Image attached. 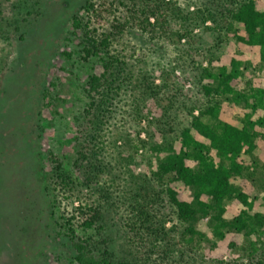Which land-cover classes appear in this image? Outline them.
<instances>
[{
  "label": "trees",
  "instance_id": "1",
  "mask_svg": "<svg viewBox=\"0 0 264 264\" xmlns=\"http://www.w3.org/2000/svg\"><path fill=\"white\" fill-rule=\"evenodd\" d=\"M132 1L131 12L139 21L118 20L99 35L85 29L88 23L78 14L71 16L82 59L97 57L100 71L89 75L83 89L82 115L94 124V132L74 137L68 164L51 150L46 153L53 200L59 194L71 204L80 200L83 189L93 179H104L114 164H144L147 172L133 176L124 197L130 244L147 245L149 255L166 264H196V255L198 264H264V78L254 77L255 70L264 69V0ZM85 8L93 9V3ZM199 26L215 35L205 66L194 59ZM136 30L152 41L166 39L175 54L133 72L111 46ZM230 41L235 54L228 64H217ZM135 47L130 57L141 62ZM254 47L259 62L252 65L242 57ZM176 70L192 89L178 84ZM116 116L123 123H140L141 129L134 137L122 135V148L110 155L106 134ZM103 184L99 197L107 200ZM103 215L100 198H91L54 220L58 234L69 241L72 260L135 264L119 258L108 238L77 232L79 227L99 235ZM169 218L178 223L166 227Z\"/></svg>",
  "mask_w": 264,
  "mask_h": 264
},
{
  "label": "rangeland",
  "instance_id": "2",
  "mask_svg": "<svg viewBox=\"0 0 264 264\" xmlns=\"http://www.w3.org/2000/svg\"><path fill=\"white\" fill-rule=\"evenodd\" d=\"M88 1L93 3L91 10L85 8ZM176 1L185 5L189 0ZM132 3V0H0V264H76L69 241L62 233L58 234L54 220L69 215L73 206L91 198L101 200L103 230L96 235L77 227L79 234L108 238L119 258L135 264H166L155 254L149 255L147 245L134 247L127 241L124 222L128 207L124 197L133 176L147 172L146 165L114 164L104 179H93L90 188L83 189L80 200L71 204L60 194L53 200L52 164L46 157L51 150L68 164L74 155V137L94 132V124L82 115L86 101L83 89L89 75L100 71V61L97 57L82 59L81 37L71 34V16L78 14L88 23L85 29H94L99 35L118 20L136 24L140 18L131 12ZM137 31L127 33L111 46L133 65V72L149 69L175 54L166 39L152 41L140 37ZM194 33L198 37L194 59L205 66L207 49L215 35L206 26H199ZM134 46H137L134 56L143 61L131 59ZM235 52V44L230 41L219 54L217 64H228ZM242 59L252 65L258 63V48L246 52ZM176 74L178 84L193 88L179 70ZM254 77L264 78V69L255 70ZM120 116L112 120L114 125L106 134V151L110 155L122 148L125 141L122 135L134 137L141 129L140 123L130 124L127 119L123 123ZM142 123L146 124V120ZM102 184L108 189L107 200L99 197ZM262 185L258 184V192L262 191ZM123 202L126 207L121 206ZM177 223L169 218L165 226ZM192 257L198 264V256Z\"/></svg>",
  "mask_w": 264,
  "mask_h": 264
}]
</instances>
